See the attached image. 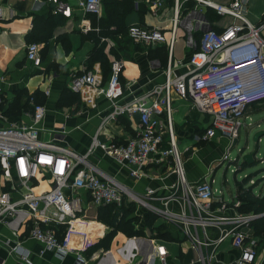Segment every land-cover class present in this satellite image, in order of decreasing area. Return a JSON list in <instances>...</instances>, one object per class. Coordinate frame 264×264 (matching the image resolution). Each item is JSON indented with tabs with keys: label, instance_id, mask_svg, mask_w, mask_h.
I'll return each mask as SVG.
<instances>
[{
	"label": "built area",
	"instance_id": "2783aa9c",
	"mask_svg": "<svg viewBox=\"0 0 264 264\" xmlns=\"http://www.w3.org/2000/svg\"><path fill=\"white\" fill-rule=\"evenodd\" d=\"M2 1L9 0H0V3ZM45 1L54 4L55 13L64 17L71 15V7L63 0ZM188 1L233 21L220 30H203L197 48L190 54L189 72L171 77L167 68L164 83L145 95L148 100L141 98L119 104L123 97L122 63L119 60L112 61L105 81L95 71L70 77L69 88L74 92L83 91L82 98L87 104L94 103L99 97L111 102L108 118L116 119L121 114L136 115V135L122 143L109 144L94 137L84 154L55 142H43L39 139L38 124L46 109L33 97L30 98L29 123L0 127V222L13 233L26 227L30 238L43 243L58 257H64L75 249L60 241L61 226H70L77 220L87 196L96 207L133 206L174 226L196 250L200 264H212L224 241H230L239 251L238 258L231 264H264L262 250L255 240L248 238L247 232L259 215L237 212L238 200L232 204L223 198L215 200L212 183L207 178L187 182L171 121V93L174 92L209 117L204 139L217 135L232 141L238 138L245 123L246 109L264 101V38L261 36L264 21L258 24L248 21L244 0H232L227 4L212 0H173L169 51L183 3ZM100 4L101 0H83L81 5L86 14H97ZM161 6L162 0L151 1L155 11ZM127 35L136 42L151 45L165 42L162 31L139 25H130ZM26 59L39 66L41 57L37 43L26 45ZM4 104L5 97L0 88V118L3 117ZM162 113L166 115L165 124L159 120ZM96 149H101L118 165L130 167L131 175L136 178L139 177V168L146 165L152 155H158L159 161L170 164L176 182L170 185L166 194H157L151 188L135 193L89 161ZM38 176H44L49 185L47 190L39 193L33 188ZM128 240L132 249L139 252L143 263H149L148 249L153 247L152 240L149 242L141 236ZM155 250L158 263L168 264L165 246L157 245ZM74 252L76 264H118L110 250L101 251V256L92 254L89 257ZM20 257L27 260L26 253Z\"/></svg>",
	"mask_w": 264,
	"mask_h": 264
},
{
	"label": "crops",
	"instance_id": "0c3cea01",
	"mask_svg": "<svg viewBox=\"0 0 264 264\" xmlns=\"http://www.w3.org/2000/svg\"><path fill=\"white\" fill-rule=\"evenodd\" d=\"M63 1L72 9L69 17L55 13L54 4L45 0H9L0 3V88L5 97L0 127L29 123L30 98L35 97L34 100L43 104L46 109L42 121L38 124L39 139L63 145L78 154L87 151L94 137L106 144L122 143L133 137L138 130V118L136 115L132 117L128 114H121L116 119L108 118L112 110L111 102L105 97H99L94 103L87 104L82 98L83 91L74 92L69 88L72 74L95 71L105 81L109 77L112 61H121L120 81L123 97L119 104H128L145 98L154 87L162 85L167 68L170 69L171 77L189 72V57L199 44L201 32L209 28L220 30L233 21L232 18L219 16L205 7L193 6L190 1L184 2L175 39L169 51L173 0H162L161 8L156 11L151 7L152 0H127L128 6L131 5L132 9L123 17V32H116L115 27L111 26L112 36L101 37L96 46L94 40L87 37V34L92 26L91 15L97 18L105 16L102 0L97 14H86L81 5L83 0ZM212 1L227 4L232 0ZM244 6L245 16L250 23L258 24L264 21V0H244ZM36 14L59 15L63 19L62 23L53 28L52 37L47 42L37 43L41 57L39 66L26 59L28 43L25 36L31 31ZM130 25L158 29L164 33L165 42L157 45L136 42L127 35V28ZM263 31L264 28L261 36ZM101 44H103L101 57L92 59L90 53ZM66 91L78 94L79 103L63 106L62 94ZM171 107L174 141L180 156H184L183 167L187 182L194 183L207 178L213 187L216 169H212V162L217 157L221 159L220 162L224 161L233 148V141L219 135L204 139L209 117L199 113L187 99L179 97L174 92L171 93ZM260 109L257 105L248 107L245 111V120L250 122V114ZM159 120L165 124L166 115L160 114ZM246 125L248 124L244 123L243 128H247ZM258 125L257 123L256 127L260 126ZM246 153L249 152L243 154ZM88 159L100 171L135 193H142L144 188H151L157 194H166L170 185L176 182L170 164L159 161L158 155H152L150 161L139 168L138 178L131 175L130 167L118 165L101 149H96ZM236 183L235 193L229 204L238 200L240 205L236 211L239 212L242 204ZM246 186L248 185H243V188ZM35 187H38V191H35ZM33 188L39 193L47 190L49 185L44 176H38ZM218 193H220L218 196L214 194L215 200L223 198V194ZM217 204L214 203L216 206ZM98 208L102 207L94 206L89 197L85 196L83 211L76 220L85 226L76 225V221L70 226L62 225L60 241L86 257L92 254L101 256V251L110 250L118 264H144L139 252L132 249V243L128 240L137 236L127 237L117 232L112 236L108 248L96 247V244L112 232L110 226L97 220ZM229 210L228 213H231ZM129 216L137 217L133 222L134 228L143 230V234L138 236L148 239L149 242L152 240L153 247L148 249L147 264H159L155 250L157 245L165 246L168 264H200L197 262L196 250L192 249L189 241L182 237L174 226L133 206ZM150 216L154 217L151 225L148 222ZM90 223H94L95 227H90ZM172 246L178 247L177 253L172 254ZM259 247L264 255V247L260 245ZM75 250L66 253L64 257H58L53 251L46 249L43 243L30 238L26 227H21L13 233L0 222V264H76ZM22 253L27 254L26 261L21 259ZM238 256L239 251L232 247L230 241H224L211 263L214 264L215 261V264H231Z\"/></svg>",
	"mask_w": 264,
	"mask_h": 264
},
{
	"label": "trees",
	"instance_id": "16d2710c",
	"mask_svg": "<svg viewBox=\"0 0 264 264\" xmlns=\"http://www.w3.org/2000/svg\"><path fill=\"white\" fill-rule=\"evenodd\" d=\"M102 5L104 7L105 16L97 18L95 15H91L92 26L90 32L87 34V37H91L94 40L96 46L101 37L112 36L113 31L110 29L111 26L115 27L116 32H123V17L132 9L131 5L128 6L127 0H102ZM62 21L63 19L59 15L52 16L36 14L33 18L32 29L25 36L27 43L47 42L52 37L53 28L57 24L62 23ZM102 46L103 44L90 53V57L92 59H98L101 57L100 51ZM61 103L63 106L78 104L79 96L72 91H66L62 94ZM247 183L248 180L246 179L236 183L238 197L240 198L242 204L239 210L241 213L252 212L254 214L262 215L264 213V193L255 195L252 189L243 188V185H246ZM131 211L132 206H105L98 208L96 211L97 220H100L110 226L112 228V232L96 244V247L108 248L112 236L117 232H121L127 237L143 234L142 229L134 228L133 222L137 220V217L131 218L129 216ZM153 221L154 217L150 216L148 220L149 224L151 225ZM253 224L260 233L264 234V215L256 218ZM162 236L167 237V235Z\"/></svg>",
	"mask_w": 264,
	"mask_h": 264
},
{
	"label": "rangeland",
	"instance_id": "374dc122",
	"mask_svg": "<svg viewBox=\"0 0 264 264\" xmlns=\"http://www.w3.org/2000/svg\"><path fill=\"white\" fill-rule=\"evenodd\" d=\"M262 36L264 38V31ZM254 105L261 109L250 114V122L242 119L248 124L246 125L247 128H243V126L240 128L238 143L230 150L228 157L222 162L217 157L218 159L216 158L212 162V169H216L213 176V189L216 190L214 194L218 196L220 194L218 192H221L224 200L228 203L233 199L236 181L241 182L243 179L248 180L246 188L252 189L255 195L264 193V101ZM257 123L260 125H258L259 127H256ZM249 124L251 125L249 126ZM254 131L259 132L256 144L252 140L253 135L256 133ZM255 147H257L256 150ZM246 151L249 153L254 151L252 162L249 164L242 163L240 159ZM181 161L184 163V156H181ZM35 191H38V187H35ZM248 235L249 239L255 240L258 245L264 247V234L260 233L254 224L248 231ZM177 250L178 247H171L172 254L177 253Z\"/></svg>",
	"mask_w": 264,
	"mask_h": 264
},
{
	"label": "water",
	"instance_id": "95a60500",
	"mask_svg": "<svg viewBox=\"0 0 264 264\" xmlns=\"http://www.w3.org/2000/svg\"><path fill=\"white\" fill-rule=\"evenodd\" d=\"M258 137H259V132H256L254 135H253V138H252V140H253V142L256 144L257 143V141H258ZM238 143V140H237V138L236 139H234L233 140V143H232V147H234L236 144ZM257 146V145H256ZM257 149V147H255V150ZM254 150V151H255ZM253 151V152H254ZM252 152V153H253ZM252 153H246V154H243L241 157H240V159H241V162L242 163H247V164H249V163H251L252 162ZM264 214H262V215H260V216H263Z\"/></svg>",
	"mask_w": 264,
	"mask_h": 264
},
{
	"label": "bare ground",
	"instance_id": "6f19581e",
	"mask_svg": "<svg viewBox=\"0 0 264 264\" xmlns=\"http://www.w3.org/2000/svg\"><path fill=\"white\" fill-rule=\"evenodd\" d=\"M75 224L80 226V225H81V222H79V221H76V223H75ZM81 226H83V227H84V226H85V224H82ZM89 226H90V227H92V228H94V227H95L94 223H90V224H89Z\"/></svg>",
	"mask_w": 264,
	"mask_h": 264
}]
</instances>
